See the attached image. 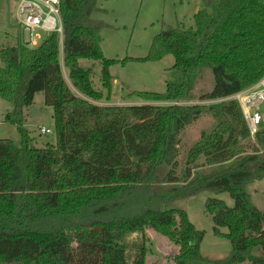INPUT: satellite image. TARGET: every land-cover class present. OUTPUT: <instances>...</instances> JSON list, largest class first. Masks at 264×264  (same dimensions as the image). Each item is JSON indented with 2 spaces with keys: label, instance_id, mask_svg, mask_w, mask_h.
Instances as JSON below:
<instances>
[{
  "label": "trees",
  "instance_id": "16d2710c",
  "mask_svg": "<svg viewBox=\"0 0 264 264\" xmlns=\"http://www.w3.org/2000/svg\"><path fill=\"white\" fill-rule=\"evenodd\" d=\"M99 9L97 0H61L62 45L52 32L37 46L0 47V97L14 108L5 120L22 135L19 144L0 138V263L128 264L125 234L152 228L179 247L174 264H264V211L246 190L264 178V151L247 150L251 136L237 100L183 103L227 97L264 76V0H205L193 26L156 35L144 59L174 55L166 90L130 93L146 103L129 105L95 103L110 100V66L119 61L103 54L102 24L92 16ZM82 58L102 62V90ZM206 68L214 85L196 96ZM39 92L54 110L56 143L44 146L22 126ZM205 113L216 124L180 165L181 132ZM255 138L263 144L264 130ZM207 190L234 200L206 202L214 234L233 246L219 259L203 255L205 232L178 206ZM147 255L144 245L133 264H147Z\"/></svg>",
  "mask_w": 264,
  "mask_h": 264
},
{
  "label": "rangeland",
  "instance_id": "374dc122",
  "mask_svg": "<svg viewBox=\"0 0 264 264\" xmlns=\"http://www.w3.org/2000/svg\"><path fill=\"white\" fill-rule=\"evenodd\" d=\"M18 2L19 0H0V47L22 42L23 27L18 13ZM204 3L205 0H97V6L100 9L94 11L92 16L102 24L98 37L103 54L106 58L119 61L110 66L113 76L110 100L92 101L102 105L141 104L146 102L130 93L135 91L164 92L167 80L171 77L170 68L175 63L174 55L167 54L159 60L144 58L150 52L154 37L168 26H193L194 14L201 9ZM37 33L40 34V38L31 44L32 46L39 45L49 34L40 30ZM60 39L62 45L63 37ZM123 60L126 61L123 62ZM80 63L83 67L92 68L94 86L96 89L102 90L100 81L102 62L82 58ZM62 65L64 76L70 83L69 71L63 61ZM213 85L214 75L209 68H206L201 72L195 86L196 96L202 92L210 91ZM73 90L79 94L75 88ZM44 99L43 92L37 93L34 105L39 108V111L33 112L29 107L23 111L22 115V126L29 131L36 146L56 143L54 110L52 106L45 104ZM183 103L214 104L215 101L197 98ZM12 110H14L12 104L0 97V138L12 139L16 144H19L22 137L19 125L5 120V115ZM260 112L262 116L260 128L264 130V103L260 104ZM215 124L213 115L205 113L184 128L180 135L178 155L180 165L185 162L189 148L201 137L202 132L210 131ZM41 128H48L50 132L43 133ZM247 141L249 142L247 149L249 152L253 151V146H259L261 152L264 151V143L260 144L255 137H251ZM179 169L180 166L177 170L179 171ZM246 190L251 195L253 204L264 211V178L247 184ZM209 197H218L229 205L234 204L229 192L216 193L207 190L179 201L178 206L186 209L190 220L198 229L205 232L201 244L203 255L219 259L227 256L233 246L229 238L217 236L213 232V217L205 210ZM222 231H227V229L222 228ZM144 235H146V239ZM122 241L126 245L128 264H133L135 255L144 245L148 250L147 264H174V258L179 249L167 237L152 228H147L144 233L141 231L127 233ZM255 253L260 254V249H255Z\"/></svg>",
  "mask_w": 264,
  "mask_h": 264
},
{
  "label": "built area",
  "instance_id": "2783aa9c",
  "mask_svg": "<svg viewBox=\"0 0 264 264\" xmlns=\"http://www.w3.org/2000/svg\"><path fill=\"white\" fill-rule=\"evenodd\" d=\"M19 17L23 27L22 42L33 44L40 38L38 30L47 33L56 32L62 38L64 34L61 16V0H20ZM234 99L240 104L251 137L261 130L262 116L260 104L264 103V76L253 85L227 97L215 99V102ZM48 133L50 129L41 128Z\"/></svg>",
  "mask_w": 264,
  "mask_h": 264
},
{
  "label": "water",
  "instance_id": "95a60500",
  "mask_svg": "<svg viewBox=\"0 0 264 264\" xmlns=\"http://www.w3.org/2000/svg\"><path fill=\"white\" fill-rule=\"evenodd\" d=\"M31 110H32L33 112H38V111H39V108H37L35 105H32V106H31Z\"/></svg>",
  "mask_w": 264,
  "mask_h": 264
},
{
  "label": "crops",
  "instance_id": "0c3cea01",
  "mask_svg": "<svg viewBox=\"0 0 264 264\" xmlns=\"http://www.w3.org/2000/svg\"><path fill=\"white\" fill-rule=\"evenodd\" d=\"M19 3H20V0H19V2H18V13H19ZM108 101V100H107Z\"/></svg>",
  "mask_w": 264,
  "mask_h": 264
}]
</instances>
